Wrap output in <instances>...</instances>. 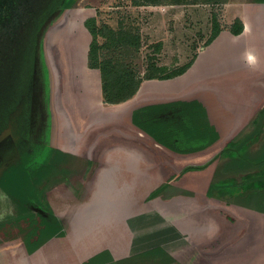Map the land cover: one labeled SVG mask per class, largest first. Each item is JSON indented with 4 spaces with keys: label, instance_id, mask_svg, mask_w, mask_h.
I'll return each instance as SVG.
<instances>
[{
    "label": "rangeland",
    "instance_id": "obj_1",
    "mask_svg": "<svg viewBox=\"0 0 264 264\" xmlns=\"http://www.w3.org/2000/svg\"><path fill=\"white\" fill-rule=\"evenodd\" d=\"M35 1L27 0L26 4L24 0L20 1L14 9L19 12L23 5L27 6ZM253 2L226 0L222 4L133 6L131 0H75L68 4L65 10L57 11L48 18L38 33L35 45L32 47L30 44L27 47L28 51H33L32 59L29 56L26 60L28 62L23 60L27 55L23 35L31 33V29L25 30L21 36L18 34L13 44L12 39L17 35L16 32L22 31L19 26L22 16L18 17L19 13L12 12L16 17L14 24L10 26H7L9 19L0 18V38H3L0 41V92H7V96L11 94L10 98L6 97L4 100V105L12 104V98L18 93L33 96L31 133L25 139L26 142L23 140L22 147L19 146L18 154L9 158L8 163L5 161L0 165V244L20 242L15 255L20 264H61L62 261L64 264L71 249L76 254L82 253V241L72 244L63 242L61 234L54 235L55 231L64 230L66 224L59 228L55 225L60 221L54 218L57 211L53 210L50 203L53 198L60 202L67 201L65 194L71 192L68 189H99L97 185H103L95 163H90L86 168L84 163L79 162L77 165H80V168L74 173L70 172L72 162L66 153L77 154L72 150L74 147L89 159L88 155L94 146L93 160H98L101 155L95 154L102 153L101 145L106 146L109 153L105 155L106 158L104 155L102 158L118 165L121 171L120 179L122 177L125 182H131L141 178L143 187L133 191L139 225L140 222H146L147 217L154 225L151 212L149 216L146 215L145 208L148 205L170 212V215H167L168 220L172 215L180 221L192 216L203 218L204 227L216 218L218 212L223 216V223L220 224L221 220L216 219L214 224L202 233L203 236L208 235V240L214 236L216 248L218 244H215V241H224L223 235L232 237L235 233L237 227L235 228L232 221L239 223L236 216L241 212L238 207L253 205L264 210V190L261 191V203L246 198L243 191L246 186L240 179L241 174L253 170H259L254 176L264 179V171L261 170L264 167L261 162L264 160L258 162L264 157V125L260 128L258 138L253 135L247 142L242 143V149L238 146V143L245 139L244 135L254 128V119L262 120L257 122V125L264 124V71H254L255 67L257 70L256 63L264 59V48L261 47L264 45V34L260 36L249 33L244 37L245 35L240 34L242 31L240 35H233L230 31L236 19L241 22L242 19L251 18L250 14L254 9L264 10V5ZM212 15H215L221 30L218 37L205 46L211 30ZM90 17H94L97 24L109 23L114 26L118 20H122L139 28L141 48L135 60L141 68L144 67L145 57L152 55L149 45L157 40L163 42V49L156 56L159 64L172 67L183 64L194 56L193 62L186 72L178 77L144 80L136 93L137 98L133 100L107 104L103 98L99 99L97 75L94 74L97 72L88 66L87 51L90 38L84 22ZM248 24L252 29L253 24ZM5 43H10L7 49ZM19 55H24L23 59L18 57ZM52 56L60 65V71L54 63L51 65L49 57ZM53 72L57 75L54 76ZM30 77L33 83L29 81ZM148 98L149 104H140ZM2 101L3 98L0 100V107ZM137 101L138 104H135ZM124 105L129 106L121 110ZM26 107L25 102L19 105V115L26 111ZM20 122L11 125L15 135L25 130L28 120L26 122L23 117ZM117 124H125L128 127L121 128ZM17 128H20L21 132H17ZM26 134L28 135V130ZM15 135H11L14 140ZM138 139L154 161L156 158L161 161H155V167L147 166L148 157L140 159L139 153L133 148ZM66 145L68 151L63 150L62 146ZM246 147V154L255 158L252 159L250 168L243 167L246 164L241 162L239 168L236 165L235 171L232 168V171L228 169L227 172L215 176L216 170L220 169L225 161H229V157L241 159L242 157L238 156ZM224 149L227 153H220ZM204 150H207L204 153H208L202 163L205 167L189 169L186 173H179V170L170 168V165L176 169L183 166L184 162L199 161L198 156ZM57 151L64 154L59 156L58 160L62 162L58 165L57 161L52 162L50 158ZM191 152H198V156L182 159L181 163L172 158L175 154L188 156ZM260 154L262 156L257 160ZM144 159L145 161H142ZM126 166L137 170H128ZM158 168H162L161 174H158ZM236 168L241 170L236 171ZM213 172L215 179L233 177L235 180H227L222 189L219 186L222 183L218 181V186L210 188L214 189V194L208 197L205 191ZM165 180L168 185L159 187V183H164ZM122 185L123 188L126 186L124 183ZM127 189H130L129 186ZM173 192L183 194L176 198V203H166L161 199L162 195L165 197L163 193L170 195ZM218 202L221 204L215 205ZM180 205L184 209L179 211L176 207ZM38 206L49 210L50 220L53 219L51 223L43 221L41 215L36 216L31 212V207H34L41 213ZM154 220L155 231L159 230L157 235L162 237L164 219L155 214ZM183 222L184 220L181 221L180 227L181 230L187 231L186 247L193 246L190 236L194 240L197 237L191 232L195 227ZM225 222H228V227ZM248 223L250 224L249 221ZM240 239L241 237L237 238L239 241L231 243L228 247L235 258H242L241 251L248 247L243 241L241 243ZM234 244L235 252H232ZM14 249L15 247L11 246L9 251ZM34 249L37 250V256L34 254L25 258V263L22 257L29 256ZM226 251L227 248L220 254L224 255ZM188 252L192 253L190 249ZM155 257V264L163 260L156 254L148 260V264L153 263ZM17 258L10 257L5 260L12 264ZM165 258L169 259L167 256ZM133 259L135 261L139 258Z\"/></svg>",
    "mask_w": 264,
    "mask_h": 264
},
{
    "label": "crops",
    "instance_id": "obj_2",
    "mask_svg": "<svg viewBox=\"0 0 264 264\" xmlns=\"http://www.w3.org/2000/svg\"><path fill=\"white\" fill-rule=\"evenodd\" d=\"M253 1H254L253 3L264 5V2H257L256 0ZM253 11L250 14L251 18L249 17L247 19L241 20L243 25V30L240 34L245 35L244 37H246V35L249 33H253L256 35L259 34L260 36L264 34V10L261 11L254 9ZM249 22L253 24L252 29L249 28V24H248ZM87 34L88 37L90 38L89 33ZM217 37L218 36H216V38ZM261 47L264 48V45H262ZM261 47L259 49H261ZM250 56L251 55H249V57ZM53 63L54 65L57 66V70L60 71L61 68L58 62L52 60L51 65ZM256 66H257V70H255L256 68L255 67L254 71L263 73L264 59H262L261 62L256 63ZM249 67L250 66H248V68ZM94 74L97 75V73ZM53 75L56 76L57 75L56 72L55 73L53 72ZM97 80L99 86L98 90L100 92L99 94V99H100L102 98V93L100 89V82L98 75H97ZM59 96L60 97L62 96L61 92H59ZM135 97L136 94L134 95V97L131 98V100H133V98ZM139 101H137L135 104H138ZM149 102H150V98L143 100L142 103L140 104L147 105L149 104ZM126 106L129 105L122 106L121 110H123ZM117 112L118 111H116L115 114H117ZM119 125L121 128H124V126L128 127V125L125 124L122 125L119 124ZM119 125L117 124V126ZM132 131L134 130L132 129ZM138 133L140 135L139 131ZM171 142L172 139L170 140V143ZM153 146L155 147L154 144ZM62 147L64 151H68L69 149L67 145ZM105 147L106 146L101 145L100 149H102V153L95 154L96 156L101 155V157H99L98 160L96 159L93 160L94 158L92 151L94 150V146H92L90 154L88 155L90 156L89 157L90 160L88 159V157L86 158L87 155L84 154L81 155V153H79L78 150L75 149L76 147H74V149L72 150H74V152H77V154L71 155L66 153L67 155L70 156V161L72 162L71 165L72 171H70L71 173H74L77 169L80 168L79 167L80 165H77V163L79 162L84 163L83 165L86 168L89 166L90 163H95L97 173L102 178L103 185L101 186L97 185L99 189H94V188L68 189V191L71 192H68L69 194L67 193L65 194V198L67 197V201L65 202L61 201L62 203L59 200H57V198L51 199L50 203H52V206L54 208L53 210L57 211V213H55V217L54 216L53 217L56 218L58 221H60V223L55 225H58L59 228V226H61L62 224H66V226L63 227V229L66 232L64 230H57L54 232V235L61 234L60 236H63L61 239L63 242L64 241L72 242V244H74L75 242L82 241L83 244L81 245L82 253L76 254L75 251L71 249V252L68 255L69 257L64 261V264H148V260H150V258L153 257L149 253L150 250L152 249H159L169 259L170 258L172 259L168 261L169 259L166 260V258L163 257L164 260L162 261L159 260L157 264H264V210L262 208L260 207L255 208L253 205H249V206L243 205L241 207H238V210H240L241 212V214H237L236 216L238 217L237 219L239 223H237V221L235 222L232 221V223L235 224V228L237 227L234 230L235 233L232 235V237L223 235L225 238L224 241L222 240L215 241V244H218V247L216 248H214V236L210 240H208L207 239L208 235L203 236L202 233L205 232L206 228L212 226L216 219L221 220L220 224L223 223L224 219H222L223 216H220V213L218 212L216 213V218L215 219L213 218V221L209 222L210 224L207 223L208 225V226L206 225L207 227L203 226L204 225L203 218L201 219L200 217H194V216H192V218L189 217H187L186 219L182 218V220H184L183 223L185 225H187V223L188 224L190 223L193 227H195L193 230H191V232H194L197 236L195 240L192 238V236H190V239L193 241L194 245L192 244L193 246L186 247L185 241L187 238L186 235L187 231L181 230L180 226L182 220L180 221L178 219H174V217H172L173 215L171 216L172 218L169 216L170 219L168 220L167 215H170V212H166L165 209H160L156 206L155 207H150L149 205L147 206V200H145L144 202L145 205L147 206V208H145L146 209L145 211H147L146 215L149 216L151 212L152 214L151 219L154 221V225H152L148 217L146 219V222H140L141 224L139 225V219H137V215H136L137 206H136V202L134 201L135 196L133 191L134 189H139V187H143L142 183H140L141 178L131 182L130 180L128 182H125L122 177L120 179L121 171L119 170L118 165L112 164L110 160L105 159L106 158L105 155L109 153V150H106ZM144 147L141 145V141L139 139L136 141V145L133 146L135 151L139 153L140 159L144 158L145 156L148 157L147 166L155 167L154 162L155 161L158 162L159 159L156 158V160L154 161L151 154L148 153L144 149ZM206 151L207 150L202 151L199 154V156H198V152H191L190 154H187L188 156L175 154L176 156H173L172 158L175 160V162L178 161V163H181L182 159L190 158L193 155L198 156L199 161L197 160L195 162H184L183 166L181 165L176 169L174 168V166L170 165V168H173L174 170L177 171L179 170L180 173V171L184 172V169L187 166L203 165L202 164L203 159L208 154V153H204ZM213 151L214 148L212 149V152ZM55 154H57V156H55ZM52 155L53 156L50 157L52 162L57 161L56 165L61 164L62 161L58 160V158L59 156L61 155L63 156L64 154L61 151H57L56 153L54 152ZM103 155L105 158H102ZM142 161H145V159ZM73 162L76 163V165ZM85 162L88 164H85ZM141 162H139L140 167H141ZM126 169L137 170V169L129 168L128 166H126ZM161 169L162 168H158L159 170V171L157 170L158 174L159 172L161 174L162 172ZM166 181L167 180H165L164 183H166ZM123 183L126 184L124 188L122 185ZM164 183L161 181L159 183V187L162 186V184ZM167 185L168 182L166 185H164V187ZM127 186H129L130 189H127ZM163 194L165 195V197L161 194L162 195L161 199H163V201H165L166 203H170V202L176 203L177 201L176 198H178V196L180 195H183L181 194V192H173L170 195L165 193ZM131 196L133 197L132 199ZM262 200L263 199L260 198L258 199V202L261 203ZM218 204H221V202L215 203V205ZM38 207L39 210H41V213L39 212L40 214L37 212L38 209L35 210L34 207H31L30 209L31 212H34L35 213L34 215L36 216L41 215L43 221H48L49 223H51L53 219L50 220L51 214L48 213L49 210L42 208L41 206ZM176 208H178L179 211L180 209H184L182 205L177 206ZM155 214H159L161 218L164 219L163 220L164 233L162 237H158L157 235L159 230L155 231L156 230L155 229L156 224L154 220ZM239 218H241L242 220ZM248 221L250 222V224L248 223ZM225 223H226V227H228V222ZM196 227H199L200 229H196ZM198 236H202V237H198ZM240 237H241L240 242L243 241L246 244L245 246L248 247L242 250L243 252L241 251L242 258L240 256L235 258L234 254L230 253V251L228 250V247L231 245V243L235 241H239L236 239ZM258 244H260V246H257ZM11 246L15 247V249L9 251ZM19 246H20V242H16V241L12 243L8 242L5 244H0V264H8L5 258H10V257H13L14 259L17 258L15 257V255H17ZM87 246L89 247L86 249ZM234 246L235 244L233 245V250L235 248ZM242 247L243 244L242 246L239 247V249L241 250ZM225 248H227V251L225 252L224 255H221L220 254L221 251L224 250ZM36 249L31 251V253L33 254L30 253L29 256L26 255V257H22V258L25 260V258L26 259L30 258V256L32 257L34 254L37 256ZM188 249H190L192 253L188 252ZM232 252H235V250ZM10 253L11 255L9 256ZM136 257H138L139 259L134 261L133 258ZM17 261L18 258L15 261H13L12 264L14 263L20 264L19 261L18 263ZM26 262L27 261L25 260V263ZM61 264H63V261L61 262ZM151 264H155V260L153 261V263L151 262Z\"/></svg>",
    "mask_w": 264,
    "mask_h": 264
},
{
    "label": "trees",
    "instance_id": "obj_3",
    "mask_svg": "<svg viewBox=\"0 0 264 264\" xmlns=\"http://www.w3.org/2000/svg\"><path fill=\"white\" fill-rule=\"evenodd\" d=\"M23 0H9L6 4L3 5V8L0 10V18L2 20L9 19V23L7 26H10L14 24L15 20V13H19L18 17H21V22L19 26L22 27V31L18 30L16 33L17 35L12 39L13 44L15 43L18 34L21 36L23 35V32L25 30L31 29V33L23 35V43L26 44L25 48L27 49L25 56V59H23L24 55L21 57L20 55L18 57H21L24 62L27 59H32L33 51H28V46L31 44L32 47L36 43V38L38 37V33L41 30L42 26L45 24V22L55 14L57 11H63V9L70 4L71 2H74L75 0H36L35 2H32V4L29 5H23L21 11H17L14 9L18 6V3ZM27 0H24L26 4ZM257 2H264V0H256ZM226 0H131V5L133 6H140V5H162V4H197V3H208V4H222L225 3ZM15 5V6H14ZM4 10V13H3ZM65 10V9H64ZM15 13H12L14 12ZM17 17V18H18ZM20 19V18H19ZM211 30L208 36V39L205 41V46L211 43L212 40L216 38V36L219 34L221 30V26L219 22L217 21L215 15H212L211 17ZM84 25L86 29L88 30L89 36H90V43L88 46L87 51V60H88V66L89 68L95 70L97 72L99 82H100V89L102 93L103 101L107 104H120L123 103L132 97L137 93L139 90L142 82L144 80H165V79H171L174 77H177L181 74H183L192 64L194 56L186 61L183 64L180 65H174L172 67H168L164 64H159L157 61V55H159L163 49V42L161 40H157L152 42L149 47L152 48V55H147L144 60V67L141 68L139 64L136 62L137 53L141 48V35L139 33V28L134 27L133 25L129 23H125L122 20H118L116 24L113 26L109 23H101L97 24L96 19L94 17H90L87 20H85ZM230 31L233 35H237L242 31V23L240 20L236 19L231 27ZM3 38H0V41H2ZM6 41V40H4ZM22 42V40H21ZM10 46V43H5L6 49ZM17 46V45H16ZM14 47L16 50L17 47ZM5 49V48H4ZM13 49V48H12ZM25 49H22L24 51ZM7 51V50H6ZM6 53V52H5ZM21 53V52H20ZM49 56H51L50 51L48 52ZM9 55H5V57H8ZM51 61L53 60V56L49 57ZM33 62V61H32ZM33 65V63H32ZM31 65V66H32ZM31 69V67H30ZM32 74V72H30ZM5 76V75H4ZM34 77V76H33ZM0 75V79H1ZM7 78V76H6ZM5 79V78H3ZM19 79V77H18ZM29 81H32L31 77L29 78ZM1 83V82H0ZM32 83H30L32 85ZM2 84V83H1ZM0 84V85H1ZM32 87L29 88L31 90ZM0 100L3 98L1 107H0V122L2 123V127L0 128V138L5 135L6 133H10L11 135H15L11 125L16 124L21 121V118L23 120V117L25 118V121L27 122L25 130L21 132L20 128L16 129L17 132H21L20 136L22 138L27 139L31 133L32 130V105H33V96H31L32 92H30V96L28 97L26 94L22 95V93H18L16 97L12 98V104L10 105H4V100H6V97L10 98V95H8L7 92H0ZM27 106L26 111L23 112L22 115H19V112L17 111L19 105L21 103H24ZM31 109V110H30ZM31 113V114H30ZM253 119V118H252ZM254 128L251 130L250 133L244 135L245 139H243V142H239L238 146L242 149V143L247 142V139L251 136H255V138H258L260 134V128L263 127L264 124L257 125V122H262V120L254 119L253 121ZM22 123V122H20ZM21 125V124H19ZM28 130V135L26 134ZM6 132V133H5ZM5 133V134H4ZM13 133V134H12ZM26 135V136H25ZM16 136V141L19 140L18 135ZM243 136V135H242ZM248 136V137H247ZM254 138V137H253ZM250 142V141H249ZM248 142V143H249ZM250 145V144H249ZM249 145H247L249 147ZM143 146V145H142ZM246 146V144H245ZM224 150H221L220 153H227ZM247 147L245 148V152L243 151L242 154H240L239 158H233L229 161H225L223 163L222 167L220 169L216 170V175H221L225 172L231 170L234 168L233 171H235L236 165H241V162L246 164L243 167L250 168V163L253 161L252 159H255L253 157L248 156V153L246 154ZM26 152V150H25ZM27 153V152H26ZM264 154V151H263ZM228 155V154H226ZM224 156V155H221ZM262 156L260 154L258 157ZM262 159L258 162L260 163L262 160H264V157H261ZM257 162V163H258ZM249 163V165H248ZM261 163H264L261 162ZM205 167V165H199V166H187L184 171H187L189 169H201ZM236 168V171H239ZM243 169V168H242ZM227 170V171H226ZM264 171V167L261 169ZM259 170H253V171H246L244 174H241L240 179L243 180L245 189L244 194L246 195V198L249 199H255V201H258L260 197H262L261 191L264 190V179L263 177H256L254 176L256 173H258ZM214 172L211 177V180L208 181L207 189L205 191V194L210 197L214 194V189H210L213 187L218 186L217 182L220 181L222 184H219L220 188L222 189L223 184L226 183L227 180H235L233 177H222L219 179H215ZM162 184V187L167 184ZM242 184V183H241ZM226 185V184H225ZM241 195L242 192L240 191ZM226 195L223 194L222 197ZM159 249H152L150 250L151 256L159 255V258L166 257L164 253H160ZM154 254V255H153ZM156 257L154 258V260ZM164 260V258H163ZM172 260L171 258L168 260ZM162 261V260H160Z\"/></svg>",
    "mask_w": 264,
    "mask_h": 264
},
{
    "label": "flooded vegetation",
    "instance_id": "obj_4",
    "mask_svg": "<svg viewBox=\"0 0 264 264\" xmlns=\"http://www.w3.org/2000/svg\"><path fill=\"white\" fill-rule=\"evenodd\" d=\"M9 2V0H2L0 2V10L3 8V5ZM19 140L16 141L12 139V136L10 133H7L5 136L3 135L0 138V165L2 163H8L7 160L11 157H15L18 153L19 146L22 147L23 140L25 141V138H22L20 134L18 135ZM26 142V141H25ZM24 144V142H23Z\"/></svg>",
    "mask_w": 264,
    "mask_h": 264
},
{
    "label": "water",
    "instance_id": "obj_5",
    "mask_svg": "<svg viewBox=\"0 0 264 264\" xmlns=\"http://www.w3.org/2000/svg\"><path fill=\"white\" fill-rule=\"evenodd\" d=\"M2 0H0V2H1Z\"/></svg>",
    "mask_w": 264,
    "mask_h": 264
}]
</instances>
